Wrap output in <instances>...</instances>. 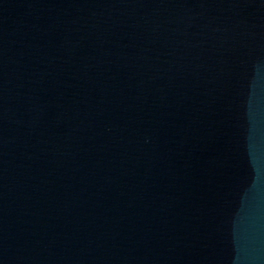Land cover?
I'll return each mask as SVG.
<instances>
[{"label": "water", "instance_id": "1", "mask_svg": "<svg viewBox=\"0 0 264 264\" xmlns=\"http://www.w3.org/2000/svg\"><path fill=\"white\" fill-rule=\"evenodd\" d=\"M0 264H264V0H0Z\"/></svg>", "mask_w": 264, "mask_h": 264}]
</instances>
